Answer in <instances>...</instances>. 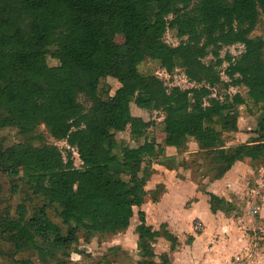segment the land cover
Masks as SVG:
<instances>
[{
	"label": "trees",
	"instance_id": "1",
	"mask_svg": "<svg viewBox=\"0 0 264 264\" xmlns=\"http://www.w3.org/2000/svg\"><path fill=\"white\" fill-rule=\"evenodd\" d=\"M262 17L264 0H0V134L16 127L31 136L44 125L82 161L77 167L71 151L65 158L42 136L39 144L31 138L10 146L0 136V173L14 179L30 169L22 178L34 193L39 182L49 189L31 215L26 204L17 206L16 216L0 211V233L14 246L13 256L35 249L65 264L63 256L69 257L81 239L90 242L128 229L139 207L138 264H172L168 253L155 260L157 235L141 209L149 194L145 184L133 186L123 176L136 175L145 162L149 179L153 164L165 163L154 159L166 158V146L183 148L192 139L209 161L205 177L215 171L223 176L246 158L264 159V111L256 137L228 146L225 135L239 131V107L247 98L236 92L220 99L213 92L224 83L218 67L227 61L231 82L226 85L244 86L248 99L264 103V39L252 37ZM168 29L181 38L178 45L165 40ZM117 35H124V43ZM236 44L244 47L238 56L205 61L213 51L218 56ZM49 55L57 65L48 63ZM147 59L159 61L168 73L183 68L195 85L168 88L155 74L131 72ZM108 77L117 79L138 107L164 113V143L150 136L151 122L133 115L129 102L111 96L110 86L101 90ZM82 96L91 106L80 101ZM128 127L138 144L116 153V133ZM207 193L216 209L227 214L236 209ZM151 194L156 201L158 187ZM55 205L65 227L49 216ZM161 234L172 250L178 247L166 225Z\"/></svg>",
	"mask_w": 264,
	"mask_h": 264
},
{
	"label": "rangeland",
	"instance_id": "2",
	"mask_svg": "<svg viewBox=\"0 0 264 264\" xmlns=\"http://www.w3.org/2000/svg\"><path fill=\"white\" fill-rule=\"evenodd\" d=\"M252 37H262L264 39V18L262 17L252 33ZM116 40L118 43H124V35H117ZM165 40L172 45H178L181 41V38L177 36V33L173 29H168L165 35ZM55 48H50V53ZM244 50L243 45L236 44L234 46H225L219 51L217 56L213 51L212 54L205 59L207 63L215 62L219 58H225L227 54H232L238 56ZM48 63L50 65H57L58 61L49 55ZM228 67V62L225 61L219 70L221 76L224 80V83L216 85L213 88L214 96H218L220 99L228 94H235L236 92H241L246 98L247 103L239 107V131L227 133L226 141L228 146L238 145L242 142L249 140L250 138L256 137V130L258 128L259 119L264 111V103L255 104L247 96V88L244 86H227V83H230L231 80L226 74V69ZM135 71L142 74H155L160 77L168 88L173 86H179L183 89L191 88L195 84L190 82L187 78L183 68L179 67L174 70L173 73H168L160 64L159 61L147 59L136 69H131V72ZM107 86H110V94L118 101L129 102L131 105L132 113L135 116H141L146 121L151 122V126L148 128V132L151 137L156 138L158 141L164 143L165 133L163 131L164 125V113L161 111H147L138 107L134 101L130 100L128 97L127 90L123 85L115 78L108 77L101 82V90H106ZM87 107L91 106L84 96L80 98ZM203 108H195L194 112H201ZM238 133V135H237ZM1 139L4 142L5 146H10L20 142H26L28 139H33L35 144H39L40 140L38 137H43V142L49 144H55L63 150L65 158H67L69 151L72 152V157L77 165V167L82 166V161L79 157V154L76 152L75 148L69 146L67 141H58L51 137L48 129L44 125L38 126L35 133L31 136L24 135L16 127H7L1 131ZM117 148L115 149L116 153H120L121 148L124 145L135 146L138 144V141H135L130 133V128L128 127L126 131L116 133ZM197 144L190 140L185 150L188 158L184 157L179 159V161L174 162L176 165V171L173 175L175 178L179 176H184L185 178H192L195 183L199 186L201 190L207 188L206 180L209 179H220L221 177L216 174H209L205 177L207 172L209 161L205 159V155L202 152L192 153L193 150H197ZM92 152L93 149H90ZM195 152V151H194ZM192 153V154H191ZM164 157H159L154 159V161H161ZM172 164V163H171ZM186 164L189 166L184 167ZM146 163L138 164V172L136 175H124V179L131 182L133 186H139L141 184H148V179L143 174V169ZM154 165V164H153ZM245 171L241 170V176L244 178L242 183H237V189L241 198H234V202L237 206V211L241 213L244 209H254L256 207L261 208V213L258 214V223L261 228H257L256 237L262 239H257L258 242H264V159L259 161H253L249 158L245 159L244 163ZM248 168V169H247ZM247 169V171H246ZM30 169H25L21 173V177L12 179L4 173H0V211L6 212L9 211L13 216H16L17 206L20 204H26L29 210V215L33 213L37 206H40L45 203L46 198L49 196V189L46 182H39V193H34L33 189L30 188V185L26 183V178L23 179V176H27L30 172ZM155 171L153 172V174ZM152 174V175H153ZM152 178V177H151ZM162 178V179H161ZM165 177L154 176L152 183L154 182L155 187H158L159 193L161 196L165 192V183L163 180ZM208 180V179H207ZM152 192V191H151ZM146 196L148 200H151L152 194ZM185 193L190 192V189H184ZM55 205L48 210L50 218L57 224L65 227L62 223V220L58 216L57 209ZM262 216V217H261ZM263 219V220H261ZM261 220V222H260ZM137 221H133L132 225H136ZM259 225H257L258 227ZM255 237V238H256ZM93 242L86 244L83 239L80 240L79 244L73 246L70 250V256L64 257L63 260L65 264H138L142 259L140 250L138 251L131 250L129 246H116L113 245L112 235H98L94 237ZM157 241V240H156ZM139 248V247H138ZM14 246L6 241L4 235L0 233V264H57L56 259H47L43 257L37 250L29 249L19 254L13 256ZM62 257V255H61Z\"/></svg>",
	"mask_w": 264,
	"mask_h": 264
},
{
	"label": "crops",
	"instance_id": "3",
	"mask_svg": "<svg viewBox=\"0 0 264 264\" xmlns=\"http://www.w3.org/2000/svg\"><path fill=\"white\" fill-rule=\"evenodd\" d=\"M192 141L198 148L192 153H197L200 151L198 143L193 139ZM184 148L186 147H165V163L155 162V173L151 176L165 177L162 180L166 185L165 192L156 201L146 198V202L141 206L146 213L147 224L152 226L157 235V241L154 243L155 260L160 261L161 255L168 253L172 264H264V242L257 241L262 238L256 237L255 230L262 229L258 223L261 208H243L239 213L234 202V198H241L237 183L243 182L241 170L245 171V159L236 162L220 179H205L207 188L201 190L192 178H175L173 175L176 171L174 162L187 156ZM216 173L218 172L210 174ZM150 179L145 185L147 192L156 189L155 181L152 183ZM186 187L190 192H184ZM207 192L231 201L236 209L228 214L216 209L211 204ZM139 209L134 208L135 214L128 229L112 234L113 245L129 246L131 250L138 251L139 236L136 228L140 223ZM133 221H137V224L132 225ZM162 225H166V228L177 236L179 245L176 249L172 250L171 242L162 236ZM92 242L93 240L86 244Z\"/></svg>",
	"mask_w": 264,
	"mask_h": 264
}]
</instances>
